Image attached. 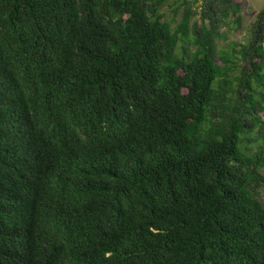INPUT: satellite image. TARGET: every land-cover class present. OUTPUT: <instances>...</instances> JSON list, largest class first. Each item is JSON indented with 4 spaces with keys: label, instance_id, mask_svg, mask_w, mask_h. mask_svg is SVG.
Instances as JSON below:
<instances>
[{
    "label": "trees",
    "instance_id": "16d2710c",
    "mask_svg": "<svg viewBox=\"0 0 264 264\" xmlns=\"http://www.w3.org/2000/svg\"><path fill=\"white\" fill-rule=\"evenodd\" d=\"M170 2L0 0V264H264V8Z\"/></svg>",
    "mask_w": 264,
    "mask_h": 264
},
{
    "label": "rangeland",
    "instance_id": "374dc122",
    "mask_svg": "<svg viewBox=\"0 0 264 264\" xmlns=\"http://www.w3.org/2000/svg\"><path fill=\"white\" fill-rule=\"evenodd\" d=\"M175 1L171 0L170 3L174 4ZM179 2H182V0H179ZM235 2L241 3L242 5L243 27L241 29H233L232 31H228V28H225L224 31L228 33V40L220 42L222 48L234 42L243 43L250 24L254 21L258 12L264 8V0H235Z\"/></svg>",
    "mask_w": 264,
    "mask_h": 264
}]
</instances>
